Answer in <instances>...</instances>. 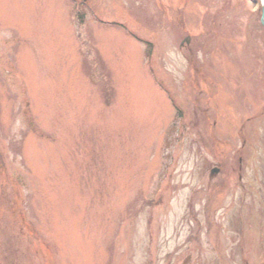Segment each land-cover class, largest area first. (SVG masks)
Segmentation results:
<instances>
[{
	"label": "rangeland",
	"instance_id": "rangeland-1",
	"mask_svg": "<svg viewBox=\"0 0 264 264\" xmlns=\"http://www.w3.org/2000/svg\"><path fill=\"white\" fill-rule=\"evenodd\" d=\"M260 18L0 0V264H264Z\"/></svg>",
	"mask_w": 264,
	"mask_h": 264
},
{
	"label": "water",
	"instance_id": "water-1",
	"mask_svg": "<svg viewBox=\"0 0 264 264\" xmlns=\"http://www.w3.org/2000/svg\"><path fill=\"white\" fill-rule=\"evenodd\" d=\"M261 20H260V22H261V25L263 26V28H264V5H261ZM217 170H213L212 171V173H214V172H216Z\"/></svg>",
	"mask_w": 264,
	"mask_h": 264
},
{
	"label": "clouds",
	"instance_id": "clouds-1",
	"mask_svg": "<svg viewBox=\"0 0 264 264\" xmlns=\"http://www.w3.org/2000/svg\"><path fill=\"white\" fill-rule=\"evenodd\" d=\"M260 5H264V0H259Z\"/></svg>",
	"mask_w": 264,
	"mask_h": 264
}]
</instances>
